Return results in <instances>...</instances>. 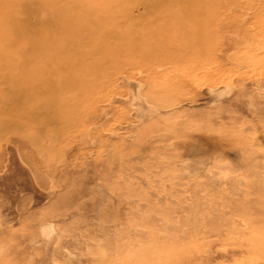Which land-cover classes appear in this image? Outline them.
<instances>
[{"label":"rangeland","instance_id":"obj_1","mask_svg":"<svg viewBox=\"0 0 264 264\" xmlns=\"http://www.w3.org/2000/svg\"><path fill=\"white\" fill-rule=\"evenodd\" d=\"M21 1L46 3L1 10ZM61 1L55 11H74L64 28L82 35L49 52L39 42L35 63L70 39L102 48L119 11L115 46L36 114L19 117L24 83L0 79V264H264V0H180L202 8L183 21L176 0ZM134 22L167 28L186 52L144 59L122 44Z\"/></svg>","mask_w":264,"mask_h":264},{"label":"bare ground","instance_id":"obj_2","mask_svg":"<svg viewBox=\"0 0 264 264\" xmlns=\"http://www.w3.org/2000/svg\"><path fill=\"white\" fill-rule=\"evenodd\" d=\"M47 1H48V5L52 7L51 8L52 13L49 16V19H47L45 22L38 23V20H36L35 22L31 23L30 22L31 16H35V19H39L38 14L43 13L41 12L42 9L46 10ZM58 1H59L58 4H54L56 2H52V0H45L46 3L44 4L36 3L33 7L32 4H30V2L21 1L18 2L17 7L14 8L13 11H8V12L1 10L3 5L0 6V52H2V50L5 49V47L8 46L14 47L13 51L9 52L8 54H6L5 52L1 53L2 55L0 56V65L6 64L5 68H7V74L0 76V79L8 78L11 81L17 83H24V85H19L15 87V88H19V87L22 88L20 93L17 94L18 97L14 96L19 100L21 99L20 101L22 103V105L20 104L19 106V111H18L19 117L28 114L29 112H31V114L32 113L36 114L37 111L40 110V107H38L39 105L34 106L32 104L40 97H44L47 100H49V102L40 105L41 107H45V110L47 108L53 107V105H56V103L59 102V95L61 93H64L63 90L66 91L68 89L76 88V86L78 85L77 83L80 82L81 79L83 78L84 75L83 69L80 67L82 62L91 59L92 56L98 52L101 58L105 56V58H103L101 62L106 63V61H108L106 57L107 52L111 51L110 47L115 46V43H113L114 40L113 36L115 35L113 31H115L116 27H113V25L117 22L116 20H119L118 19V14L120 15L119 11L118 14L113 15L114 18L116 17L115 19L111 20L110 18L113 17L109 18V22L112 25V27H109L107 29V31L105 32L106 38L102 41V43L101 42L99 43L102 46V48L100 47L98 48L94 46V48L92 47V51L85 50L86 53L83 54L79 50H75L74 47L75 44L73 42V39H70L68 41V45L66 44V46H68V50L66 51L65 54H61V55L49 54L48 55L49 59L48 60L45 59L44 64H42L41 62L35 63L36 61L33 60L32 55L36 54V57H39L41 59V55L43 53L42 49L39 51L36 48V45L39 42L45 41L46 47L44 45L43 50L44 52L45 51L49 52L57 48L54 45V43L51 44L49 40H51L52 42L59 35H64L67 37L69 36V34L82 35V32H79L75 27H71L70 25H66L65 27L67 28H64V24L62 21L66 20L67 18L70 19V17L73 18L74 11L73 9H66V10L61 9L55 11L56 10L55 6L58 5H61L60 7L65 6V2L63 3L61 0ZM176 3L179 4L180 7L176 10V13L172 14L171 16L175 15L176 18L178 17V19H181V21H183L187 17L193 15H199V14L201 15L202 13V8L200 6H194L191 9L182 6L186 3V1L180 2V0L179 1L176 0ZM150 10L151 9H149L148 11ZM21 11L24 12L25 17H23ZM155 15L159 16V14H155ZM159 18L162 19V17ZM86 21L88 20H84L82 22H86ZM28 22L30 25L34 24L35 27H37L38 30L37 33L32 32L33 28L31 29V27L28 25ZM85 24L86 25L81 26V29L87 27V23ZM95 25L96 27H105V23L103 25H100L97 24V21L94 23V26ZM154 25L155 24H150V23L142 24V23L134 22V28L136 29L135 31L138 32V35L135 38L124 41V43L122 44L124 45V47L126 45L127 46L130 45L131 46L130 50H132L134 53H137L138 55H141V57H143L146 60H149L151 58L160 59V57H158L157 55L163 53L164 51H165L164 54L167 55L169 54L171 56H176L178 55V53L186 52L187 47H184L185 43H182V41L181 44H176V43L174 44V42H172L171 44L168 45V43H166L165 41L169 39L171 36L166 34L168 33L167 28H165V32H160V30L162 31L164 28ZM171 25L173 24L171 23ZM88 26L92 28L93 24L91 23ZM72 28L74 30L71 33L66 34L67 31H69ZM163 35L165 37V40L163 39L164 37L161 40L160 36ZM159 38L161 40L160 44L158 43L155 44L154 42L155 41L157 42ZM150 41L152 42L154 41L153 43L155 47L153 51L151 53L143 54L141 52L144 49L143 47ZM168 41L170 42V40ZM89 42L90 41H87V44H89ZM50 44L51 47H49ZM197 44L199 48H201L203 45L200 42V40L197 41ZM15 49L19 51L14 54L13 52ZM116 49H119V47ZM40 59L38 60L40 61ZM97 63L99 62L97 61ZM20 67L21 69L23 68V70L21 71L17 70ZM98 67L100 68V66ZM12 89H9V92H11ZM21 128H26V126Z\"/></svg>","mask_w":264,"mask_h":264}]
</instances>
